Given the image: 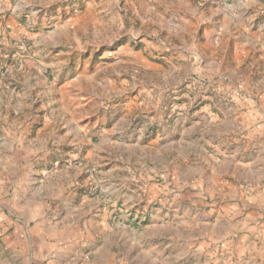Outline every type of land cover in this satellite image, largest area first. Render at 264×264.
Here are the masks:
<instances>
[{
    "label": "rangeland",
    "instance_id": "obj_1",
    "mask_svg": "<svg viewBox=\"0 0 264 264\" xmlns=\"http://www.w3.org/2000/svg\"><path fill=\"white\" fill-rule=\"evenodd\" d=\"M0 264H264V0H0Z\"/></svg>",
    "mask_w": 264,
    "mask_h": 264
}]
</instances>
